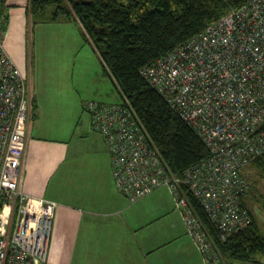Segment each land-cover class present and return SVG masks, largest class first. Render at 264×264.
Masks as SVG:
<instances>
[{
	"label": "built area",
	"instance_id": "built-area-1",
	"mask_svg": "<svg viewBox=\"0 0 264 264\" xmlns=\"http://www.w3.org/2000/svg\"><path fill=\"white\" fill-rule=\"evenodd\" d=\"M209 156L174 174L133 111L87 101L83 110L111 156L117 191L137 204L166 188L203 264H228L188 198L226 242L252 224L243 171L264 156V0H250L141 70ZM31 113L27 75L0 37V264H47L58 204L21 186Z\"/></svg>",
	"mask_w": 264,
	"mask_h": 264
},
{
	"label": "crops",
	"instance_id": "crops-1",
	"mask_svg": "<svg viewBox=\"0 0 264 264\" xmlns=\"http://www.w3.org/2000/svg\"><path fill=\"white\" fill-rule=\"evenodd\" d=\"M5 7L9 20L2 39L30 84L21 186L32 197L58 204L47 264H203L168 189H158L134 205L117 191L107 146L83 110L89 99L110 96L98 77L96 91L70 101L68 112L59 110L64 117H75L71 129L64 120L49 130L41 117L33 120L34 110L43 112V102L29 77L30 0H6ZM79 43L85 51L90 47ZM251 166L250 174H256Z\"/></svg>",
	"mask_w": 264,
	"mask_h": 264
},
{
	"label": "trees",
	"instance_id": "trees-1",
	"mask_svg": "<svg viewBox=\"0 0 264 264\" xmlns=\"http://www.w3.org/2000/svg\"><path fill=\"white\" fill-rule=\"evenodd\" d=\"M250 0H30L29 35L38 23H74L83 41L100 60L104 76L129 107L171 171L182 174L209 156L200 136L172 110L141 75L179 45L191 40L208 25ZM6 0H0V37L8 25ZM264 178V156L251 164ZM200 218L225 259L260 264L264 234L249 209L252 224L222 242L207 215L188 192Z\"/></svg>",
	"mask_w": 264,
	"mask_h": 264
},
{
	"label": "rangeland",
	"instance_id": "rangeland-1",
	"mask_svg": "<svg viewBox=\"0 0 264 264\" xmlns=\"http://www.w3.org/2000/svg\"><path fill=\"white\" fill-rule=\"evenodd\" d=\"M32 28L28 48L29 77L30 80H33L31 89L34 88L37 99H41L40 101L43 102V112L34 110V121L41 117L43 128L49 130L54 126H59L60 121L64 120L71 129L75 123V117L70 115L64 117L59 114V110L68 112L70 101L75 100L82 93L90 94L96 91L98 89L94 82L96 77L108 88L110 96L100 98L102 100L89 99L88 101L121 103L118 93L104 76L101 63L92 47L90 46V49L86 46L85 51L83 47L77 45L79 42L80 45L85 43L77 35L78 25L74 23H38ZM99 95L102 94L99 92ZM57 98L60 100H55ZM69 132L70 130L66 131V136L69 135ZM250 169V167H246L243 171L250 184L245 202L264 234V178L257 170L258 175L257 173L250 174ZM257 260L260 264H264V255L258 256ZM228 264L254 263L228 260Z\"/></svg>",
	"mask_w": 264,
	"mask_h": 264
}]
</instances>
